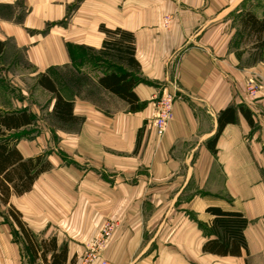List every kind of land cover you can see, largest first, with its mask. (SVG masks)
Instances as JSON below:
<instances>
[{
    "label": "crops",
    "instance_id": "1",
    "mask_svg": "<svg viewBox=\"0 0 264 264\" xmlns=\"http://www.w3.org/2000/svg\"><path fill=\"white\" fill-rule=\"evenodd\" d=\"M246 12L263 18L264 0H0V64L10 56L16 71L26 61L46 103L12 98L6 111L34 117L15 131L23 134L16 146L24 159L51 164L28 192L0 202V264H51L63 250L65 264H86L106 223L111 234L90 264H264V60L251 61ZM101 26L134 35L139 67L128 70L144 79L134 87L140 109L99 82L114 69L98 58ZM43 76L73 102L76 120L54 115L57 93ZM254 76L261 87L252 101ZM163 92L176 96L159 136L152 123ZM227 108L234 120L214 147ZM215 207L247 218L239 255L204 250L224 238Z\"/></svg>",
    "mask_w": 264,
    "mask_h": 264
},
{
    "label": "trees",
    "instance_id": "2",
    "mask_svg": "<svg viewBox=\"0 0 264 264\" xmlns=\"http://www.w3.org/2000/svg\"><path fill=\"white\" fill-rule=\"evenodd\" d=\"M242 25L248 32L249 38L252 40L250 46L251 61L256 62L264 60V17L258 18L253 12H246L242 16ZM107 37L105 38L103 48L99 52L100 58L108 59L109 67L114 69L111 73L102 76L99 79L100 84L109 91L116 93L119 97L127 100L131 104V109H140L144 103H140L134 92V87L139 82L144 81L141 76L134 75L128 70V67L137 68L139 63L134 57L135 44L133 33L122 29H107L101 26ZM4 44L0 41V53L4 51ZM45 76L40 78V82L53 92L57 93V100L54 115L62 122L74 121L73 102L65 100L57 88L53 87L51 82ZM240 109L244 111L241 106ZM234 109L227 108L222 117L219 119V131L212 140L215 147L216 139L219 132L223 129L226 121L234 120ZM248 115V113L245 111ZM249 121L252 123V116L248 115ZM34 121V117L28 110L5 111L0 108V202L8 204L10 197L16 193L22 195L32 187L34 181L45 170L51 167L49 161L44 160L43 156L24 159L16 141L23 134L15 132L26 124ZM209 212L215 215L213 225L224 229V238L209 240L204 246V250L220 253L223 255L241 253V248L247 247V240L243 234L244 228L247 226V218L235 211L225 212L219 208H210ZM10 216L16 220L21 231L24 233L29 246L35 249L34 236L30 232L25 223L20 218V212L10 207ZM54 243L47 245L50 248ZM55 247V245H53ZM45 255V251L43 253ZM51 264H65L66 252L63 250L59 254L54 252Z\"/></svg>",
    "mask_w": 264,
    "mask_h": 264
},
{
    "label": "built area",
    "instance_id": "3",
    "mask_svg": "<svg viewBox=\"0 0 264 264\" xmlns=\"http://www.w3.org/2000/svg\"><path fill=\"white\" fill-rule=\"evenodd\" d=\"M180 1V0H175ZM170 22V16H166L164 23L165 25ZM260 88L259 83L257 82L255 76L247 80L246 86V96L250 100L256 98V94ZM175 94L171 92H163L160 96L155 99V118L152 123V127L156 129V132L159 136H163L169 124V121L173 118V106L175 102ZM112 224L106 223L101 229L100 235L92 241L90 248L85 257V263L90 264L97 259L99 253L105 248L106 239L111 234ZM101 264H109V261L105 258H102Z\"/></svg>",
    "mask_w": 264,
    "mask_h": 264
},
{
    "label": "rangeland",
    "instance_id": "4",
    "mask_svg": "<svg viewBox=\"0 0 264 264\" xmlns=\"http://www.w3.org/2000/svg\"><path fill=\"white\" fill-rule=\"evenodd\" d=\"M6 63L0 64V108L5 110L7 108H12L14 106L12 102V98L19 99L24 101H31L35 100L38 104L45 103V97L43 95H39L35 93V89H33L32 80L29 75H27L29 67L26 63V61L23 60L20 68H18L16 71L12 69L10 56H7L5 59ZM108 60V59H107ZM10 62V63H8ZM20 73L23 75L21 78H16L12 76V74L8 75L9 73L17 74ZM260 85V84H259ZM261 87V85H260ZM22 89H26L27 92L25 94L22 92ZM260 89V88H259ZM259 91V90H258ZM258 93V92H257ZM31 94V100L27 99ZM56 126L59 127V123L55 122ZM43 156V155H42ZM44 160L45 157L43 156ZM10 210V208H8ZM8 210V211H9ZM10 214V213H9Z\"/></svg>",
    "mask_w": 264,
    "mask_h": 264
}]
</instances>
